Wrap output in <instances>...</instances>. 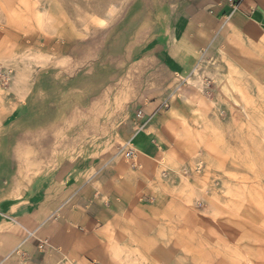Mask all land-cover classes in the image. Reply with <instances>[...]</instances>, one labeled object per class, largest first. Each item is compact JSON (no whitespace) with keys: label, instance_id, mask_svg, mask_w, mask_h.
<instances>
[{"label":"rangeland","instance_id":"rangeland-1","mask_svg":"<svg viewBox=\"0 0 264 264\" xmlns=\"http://www.w3.org/2000/svg\"><path fill=\"white\" fill-rule=\"evenodd\" d=\"M184 2L0 0V117L2 105L15 110L0 124V147L24 153L30 176L97 151L102 160L124 153L122 86L141 88L144 101L157 95L156 114L189 116L172 142L187 158L176 168L134 150L138 201L122 233L95 237L82 264H264V46L166 78L149 44ZM225 84L235 100L221 94ZM185 86L217 104H184ZM104 89L106 104H88Z\"/></svg>","mask_w":264,"mask_h":264},{"label":"crops","instance_id":"crops-1","mask_svg":"<svg viewBox=\"0 0 264 264\" xmlns=\"http://www.w3.org/2000/svg\"><path fill=\"white\" fill-rule=\"evenodd\" d=\"M168 24L166 33L149 44L148 60L152 66L159 65L166 78L175 80L221 56L234 61L231 53L238 47L249 53L260 51L264 0H185ZM220 90L229 99L238 96L232 85ZM106 93L102 90L88 104H106ZM182 94L184 104H217L206 102L189 86L183 87ZM160 104L157 95L144 101L141 88L127 93L122 86V147L133 148L140 160L176 168L187 158L172 142L182 140L183 122L189 116L175 107L156 114ZM7 105H2L7 114L0 117V124L12 123L9 116L15 110ZM140 110L146 118L155 115L137 132L134 122ZM211 119L213 125L220 123L215 114ZM125 151L105 160L104 152L97 151L32 177L21 164L24 153L0 147V264H63L65 260L82 264L95 237L111 243L112 234L122 233V216L137 203L140 190L138 171L128 166ZM53 214L57 218L52 219ZM44 242L47 245L41 248Z\"/></svg>","mask_w":264,"mask_h":264},{"label":"built area","instance_id":"built-area-1","mask_svg":"<svg viewBox=\"0 0 264 264\" xmlns=\"http://www.w3.org/2000/svg\"><path fill=\"white\" fill-rule=\"evenodd\" d=\"M232 2V0H230ZM148 122V119L146 118L145 114L143 113V111H139L136 114V121L134 122V125L136 127L137 132L142 131L146 124ZM133 155H134V149L133 148H129V150L127 152H125L124 156L126 159L130 160L133 159ZM47 245V242H44V244H42V246H40L41 248H43L44 246Z\"/></svg>","mask_w":264,"mask_h":264}]
</instances>
